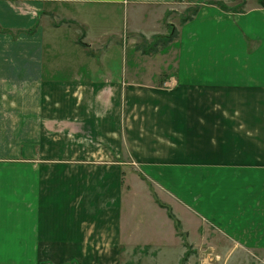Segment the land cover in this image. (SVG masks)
Segmentation results:
<instances>
[{"label":"crops","instance_id":"1","mask_svg":"<svg viewBox=\"0 0 264 264\" xmlns=\"http://www.w3.org/2000/svg\"><path fill=\"white\" fill-rule=\"evenodd\" d=\"M207 1L0 0V264H140L133 250L182 242L158 202L185 238L189 223L264 249V8ZM127 32L260 66L116 70Z\"/></svg>","mask_w":264,"mask_h":264},{"label":"rangeland","instance_id":"2","mask_svg":"<svg viewBox=\"0 0 264 264\" xmlns=\"http://www.w3.org/2000/svg\"><path fill=\"white\" fill-rule=\"evenodd\" d=\"M222 5L226 7L224 10L232 11V12H242L247 8L259 5V0H221ZM207 2H216L208 0ZM197 6L190 7L187 3H182V6L179 8L180 20L179 23L184 22V20L190 18L195 12ZM221 7V6H220ZM223 9V7H221ZM123 15V14H122ZM118 17L119 27L122 30H125L126 26L130 28L140 26L135 20L128 19L126 20L125 16ZM177 23V22H176ZM126 38L122 39L120 42V48H113L110 52L112 58L110 59V64H112L116 70L124 69V65L126 67H135L139 69L140 72L145 71L144 75L148 76H158L157 74H153L158 70L164 69L168 64L174 65L176 56L175 49L180 52L181 43H184L185 40L179 41L176 46L172 44L164 49L163 46L166 44L161 41L155 43L146 42L142 35L140 34H131L130 32L126 33ZM176 30H173V38H175ZM172 38V40H174ZM247 55H253L255 52L253 51L255 47L258 45V41L256 38L251 35H247L243 38ZM209 42L203 43V45L208 44ZM150 44L156 46L151 47L156 48L155 52H152L149 47ZM219 46L224 48V50L217 49L211 53V57L206 55L201 58L200 61L195 59L194 57H185V54H179L178 59L182 56V66L183 60L186 62L184 65L194 66V65H205V64H216V65H230V66H239V65H247L250 66H260V62L251 58L250 61L245 59L243 54H241L238 50H234L231 48H227L225 43H220ZM163 47V48H162ZM164 50L161 53V51ZM90 50L93 52L94 49ZM105 50L101 49V51ZM264 52V51H263ZM227 57L223 59V56ZM188 58H191L187 60ZM104 59V58H103ZM194 60V61H193ZM193 61V62H192ZM262 65H264V61H262ZM166 75V74H165ZM164 74L159 77L163 79ZM138 77H141V74H138ZM157 78V77H156ZM155 78V79H156ZM161 81V80H160ZM138 174V173H137ZM262 178H264V172L262 174ZM264 193V185L261 186ZM141 199L145 200L146 197H141ZM145 209H147V205L144 202H141ZM141 205V207H144ZM189 224V223H188ZM186 226V230L190 231L189 234L186 232V238L181 237V243L177 244H165L162 243L159 245H154L159 249H144V250H133L130 252L131 261L137 262L139 260L140 264H264V249H245L234 243L232 239H228L227 236L222 233L214 230L213 227H210L209 230H205L204 228L196 227V232L193 230V226ZM183 230V228H182ZM184 231V230H183ZM195 232V234H194ZM184 239L186 240V245L184 244Z\"/></svg>","mask_w":264,"mask_h":264},{"label":"trees","instance_id":"3","mask_svg":"<svg viewBox=\"0 0 264 264\" xmlns=\"http://www.w3.org/2000/svg\"><path fill=\"white\" fill-rule=\"evenodd\" d=\"M208 3H209V4H215V5H218V6L223 7V9H224V8L226 9V7H225L224 5H222L221 2H208ZM259 5H260L261 7L264 8V0H259ZM195 12H196V11H195ZM195 12H194V14H195ZM184 21H185V20H184ZM160 39H161V41H163V42L165 43L166 41H169L170 37H169V38L155 37L154 40H153L151 43L158 42V41H160ZM150 45H151V46L149 47V49H150L152 52H155L157 49H156V48H152V49H151V47L156 46V44H155V45L150 44ZM158 204H159V206H161L162 208H165V209H166L169 218H170V219L173 221V223H174V227H175V230H176L177 234H178L179 236H181V237H184L185 234L181 232V225H180L179 221L175 218V216L172 214L170 208L167 207V206H165L164 204H162V203H160V202H158ZM184 240H185V239H184ZM184 244L186 245L187 243L184 242Z\"/></svg>","mask_w":264,"mask_h":264}]
</instances>
